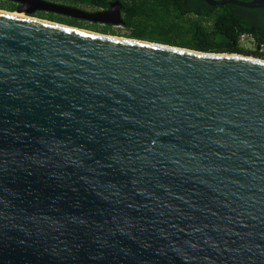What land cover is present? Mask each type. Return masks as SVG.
<instances>
[{
	"label": "water",
	"instance_id": "1",
	"mask_svg": "<svg viewBox=\"0 0 264 264\" xmlns=\"http://www.w3.org/2000/svg\"><path fill=\"white\" fill-rule=\"evenodd\" d=\"M45 21L0 12V264H264V60Z\"/></svg>",
	"mask_w": 264,
	"mask_h": 264
},
{
	"label": "trees",
	"instance_id": "2",
	"mask_svg": "<svg viewBox=\"0 0 264 264\" xmlns=\"http://www.w3.org/2000/svg\"><path fill=\"white\" fill-rule=\"evenodd\" d=\"M48 1V0H43ZM63 6H82L100 12L115 3L121 5L120 17L124 27L132 31L129 39L149 41L205 53L238 54L264 60V54L246 50L239 45L243 33H251L264 43V10H249L236 5L213 7L205 0H59ZM221 2L224 0H215ZM250 3L252 0H235ZM0 10L14 13L17 4L0 0ZM37 17L78 29H89L85 21L37 13ZM96 32L113 35L111 25Z\"/></svg>",
	"mask_w": 264,
	"mask_h": 264
},
{
	"label": "rangeland",
	"instance_id": "3",
	"mask_svg": "<svg viewBox=\"0 0 264 264\" xmlns=\"http://www.w3.org/2000/svg\"><path fill=\"white\" fill-rule=\"evenodd\" d=\"M47 2L53 3V4H57V5H63L59 0H48ZM78 9L82 10V11H85V12H89V13H96V10H92V9H89V8H84V6L78 8ZM0 11H4V12H7V13H10V12L5 11V10H0ZM14 13H16V12H14ZM37 13L49 14V13H46V12H37ZM36 14L33 17H31V16H29L27 14H25V15L30 17V18L40 19L39 17L36 16ZM42 20H45V19H42ZM46 21H48V20H46ZM49 22H51V21H49ZM85 24L87 26L91 27V28L82 29V30H85V31H88V32L97 33V34H101V35H106V34H103V32L94 31V28H93V27L96 26V27H99V28L102 29L103 27H105L104 25L93 24V23H89V22H85ZM111 26H112V31H114V34L113 35H107V36L119 37V38H125V39H129L130 38V35H131L132 31L130 29H127L126 27H124L123 24H121V25H111ZM252 58H255V57H252ZM255 59H258V58H255Z\"/></svg>",
	"mask_w": 264,
	"mask_h": 264
},
{
	"label": "built area",
	"instance_id": "4",
	"mask_svg": "<svg viewBox=\"0 0 264 264\" xmlns=\"http://www.w3.org/2000/svg\"><path fill=\"white\" fill-rule=\"evenodd\" d=\"M239 45L246 50L264 54V43L259 42L251 33H243L239 37Z\"/></svg>",
	"mask_w": 264,
	"mask_h": 264
},
{
	"label": "bare ground",
	"instance_id": "5",
	"mask_svg": "<svg viewBox=\"0 0 264 264\" xmlns=\"http://www.w3.org/2000/svg\"><path fill=\"white\" fill-rule=\"evenodd\" d=\"M1 13H6V14H10V15H12V16H14V17H18V18H23V19H33V20H39V19H37V18H30V17H28V16H26L24 13H7V12H4V11H0ZM45 22H47V21H45ZM54 23V22H53Z\"/></svg>",
	"mask_w": 264,
	"mask_h": 264
},
{
	"label": "flooded vegetation",
	"instance_id": "6",
	"mask_svg": "<svg viewBox=\"0 0 264 264\" xmlns=\"http://www.w3.org/2000/svg\"><path fill=\"white\" fill-rule=\"evenodd\" d=\"M253 1H254V0H252V2H253ZM112 6H114V4H113ZM112 6H111V9L113 8ZM111 9H110V10H111ZM110 10H108V11H110ZM99 11H104V10H99Z\"/></svg>",
	"mask_w": 264,
	"mask_h": 264
}]
</instances>
